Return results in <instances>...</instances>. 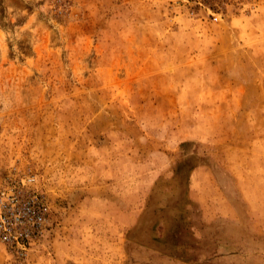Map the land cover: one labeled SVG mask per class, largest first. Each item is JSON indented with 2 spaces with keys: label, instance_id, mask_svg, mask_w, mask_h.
I'll return each mask as SVG.
<instances>
[{
  "label": "rangeland",
  "instance_id": "374dc122",
  "mask_svg": "<svg viewBox=\"0 0 264 264\" xmlns=\"http://www.w3.org/2000/svg\"><path fill=\"white\" fill-rule=\"evenodd\" d=\"M44 234L0 264H264V0H0V178Z\"/></svg>",
  "mask_w": 264,
  "mask_h": 264
},
{
  "label": "built area",
  "instance_id": "2783aa9c",
  "mask_svg": "<svg viewBox=\"0 0 264 264\" xmlns=\"http://www.w3.org/2000/svg\"><path fill=\"white\" fill-rule=\"evenodd\" d=\"M48 205L36 178L25 172L21 177L0 178V245L22 255L44 234Z\"/></svg>",
  "mask_w": 264,
  "mask_h": 264
}]
</instances>
